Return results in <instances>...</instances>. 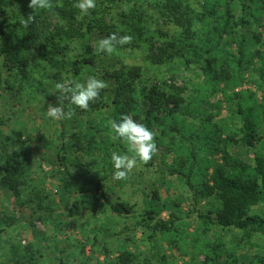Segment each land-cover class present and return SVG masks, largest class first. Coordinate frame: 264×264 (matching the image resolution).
<instances>
[{
	"label": "trees",
	"instance_id": "trees-1",
	"mask_svg": "<svg viewBox=\"0 0 264 264\" xmlns=\"http://www.w3.org/2000/svg\"><path fill=\"white\" fill-rule=\"evenodd\" d=\"M74 1L52 0L53 8L36 10L35 21L24 28L18 21L33 12L28 7L29 0H0V57L6 72L4 78L0 76V89L11 96H27L28 100L41 103L40 115L51 137L49 147L54 149V163L68 176L65 188L69 199L77 193L71 205L81 210L95 200H102L118 217L135 214L133 206L121 199L115 188L126 182L134 185L137 180L134 176L139 175L136 167L126 180H114L115 169L111 162L113 152L125 154L127 148L111 140L110 121H119L122 114H127L157 133V148L164 147L175 154L170 163L165 158L161 160L165 173L179 178L197 198L215 200V203L210 202L206 212L195 209L203 231L210 226L234 228L242 232L240 241L260 236L263 242L252 247L261 252L254 254L247 264H264V213L252 210L254 205L264 202V156L255 152L254 165H251L232 155L227 145L238 140L229 134L222 138L220 134L224 129L209 122L208 107L199 103L204 85L214 86L223 81L228 86L242 81L255 56L261 62L254 72L264 80V54L259 49L249 52L250 39L255 41L260 36L253 34L249 38L243 31L250 24L246 18L248 7L258 11L261 0H235L240 4L238 17L230 3L234 0H162V3L96 0V8L82 19L78 18L79 10L73 7ZM125 5H130L128 11H124ZM107 15L112 18L117 15V20L107 23ZM160 20L170 28L169 33L159 31ZM113 32L131 35L132 43L118 46L112 55L96 53V41ZM232 43L235 50L228 48ZM132 47L144 53L146 65L182 59L198 68L204 80L192 85V101H196V106L191 105L192 101L183 104L179 99L180 88L175 84L158 75L150 79L144 67L127 64L117 57ZM89 76L103 79L108 87L101 90L100 98L91 103L88 110L75 109L71 119L46 117L48 104L57 103L56 95L50 94L55 91L57 82L68 79L84 82ZM194 92L198 93L196 97ZM242 97V93L235 94L229 101L230 109L241 120L237 129L240 143L251 149L264 106L251 104L246 96ZM204 101L212 108L220 107L218 102ZM259 108L262 112L256 111ZM189 116L197 119L196 124L187 122ZM205 131L208 132L201 138ZM199 139L203 148L197 150L195 141ZM220 148L222 164L209 158L213 150ZM31 165L30 156L19 149L0 155V186L8 190L18 204L30 207V216L34 218L37 211L48 210V207L29 174ZM140 165L151 167L153 163ZM138 191L146 198L150 196L139 223L152 233H177L171 209L178 207V203L162 201L157 188L151 189L149 194L142 188ZM109 196L113 199L109 200ZM164 209L170 210L171 219L157 218ZM16 222L0 214V233ZM206 246L204 264H214L222 243L217 240ZM11 252L16 258L7 264H33L39 260L27 255L28 251L16 254L14 246ZM229 259L231 264L237 261L235 255L230 254ZM113 261L135 264L136 256L122 250Z\"/></svg>",
	"mask_w": 264,
	"mask_h": 264
},
{
	"label": "rangeland",
	"instance_id": "rangeland-1",
	"mask_svg": "<svg viewBox=\"0 0 264 264\" xmlns=\"http://www.w3.org/2000/svg\"><path fill=\"white\" fill-rule=\"evenodd\" d=\"M152 1L162 3V0ZM76 2L77 0L74 4ZM230 3L236 17L240 16V4L235 0ZM263 4L264 0H261L258 11L248 7L246 18L250 24L243 31L249 38L253 34L260 36L255 41L250 39L249 52L259 49L264 54ZM106 18L107 23L115 22L117 15L113 18L107 15ZM160 22L159 31L162 34L169 33L170 28ZM228 48L235 50V44H230ZM117 57L122 58L127 64L141 65L145 68V75L150 79L158 75L178 86L179 99L183 100V104L192 101V85L204 80L198 68L182 59H174L172 62L156 66L146 65L144 53L134 47ZM259 62L261 60H257L255 56L244 72V79L237 80L234 85L225 86L223 81L214 86L204 85L203 96L199 100L204 108L208 107L209 122L224 129L220 136L225 138L229 134L238 140L237 143L229 142L227 150L251 165H254L255 152L264 156V115L260 113L257 121V137L253 141V148H246L240 143V133H237L241 120L230 109L229 101L234 99L235 94L242 93V98L246 96L251 104L264 106V80L254 72ZM0 76L3 78L6 76L1 57ZM196 94L198 93H195L194 97ZM203 99L210 103L218 102L220 107L212 108ZM195 102L192 101L191 105L196 106ZM40 104L37 100H28L27 96L22 98L17 94L11 96L0 89V155L19 149L30 156L32 165L29 174L33 176V182L41 192L43 203L48 207V210L37 211L36 216L31 218L30 207L18 204L12 194L0 186V214L17 220L0 233V264H7L9 260L16 258L11 252L13 246L16 248V254L28 251L27 255L39 257L33 264H116L113 259L122 250L135 254V264H145V259L148 260L147 264H204L208 253L206 244H214L217 240L222 243V248L218 252V257L213 260L214 264H231L230 254L237 258L234 264H247L254 254L261 252L252 247V244L263 242L258 235L240 241L242 232L234 228L210 226L203 231L195 209L198 212H206L210 202L215 203V200L197 198L194 191L185 186L179 178L165 173L161 160L165 158L170 163L175 154L167 152L164 147L158 148L157 153L153 155L150 160L153 163L151 167L137 164L135 169L140 176H134L137 179L134 185L126 182L115 188L121 199L133 206L135 214L126 218L118 217L102 200H95L81 210L75 209L71 202L77 193L69 199L65 188L69 181L68 176L65 171L57 168L52 158L54 149L49 147L51 137L44 127L45 120L40 115ZM256 111L262 112L260 108ZM187 122L196 124L197 119L189 116ZM207 132H203L201 138ZM195 148L197 150L203 148L200 139L195 141ZM202 155L207 156L205 152H202ZM209 158L222 164L221 148L213 150ZM137 188H142L148 194L151 189L157 188L162 201L174 200L178 203V207L171 209L175 214L174 225L177 233L174 231L152 233L139 223L150 196L146 198L140 191L137 193L136 190H139ZM109 197V200L113 199ZM252 210L264 213V202L254 205ZM39 216L42 219L38 218ZM157 218L171 219L170 210H162ZM151 234L152 237L149 238Z\"/></svg>",
	"mask_w": 264,
	"mask_h": 264
},
{
	"label": "clouds",
	"instance_id": "clouds-1",
	"mask_svg": "<svg viewBox=\"0 0 264 264\" xmlns=\"http://www.w3.org/2000/svg\"><path fill=\"white\" fill-rule=\"evenodd\" d=\"M53 6L52 0H29L28 7L33 9V12L26 18L21 16L18 22L27 28L35 21L36 10H50ZM96 6V0H77L73 5L79 10L78 18L90 15V10L95 9ZM129 8L130 5H125L124 11H128ZM132 41L131 35H118L113 32L96 41L94 48L98 54L112 55L117 51L118 46L131 44ZM107 87V82L96 76H89L84 82L73 79L57 82L55 91L50 93L56 95L57 103L48 104L45 115L53 120L71 119L75 115V109L88 110L90 104L100 98L101 90ZM110 128L111 140L119 141L127 148L125 154L116 152L111 154V162L115 169L113 179L126 180L138 163L148 164L157 153L158 148L155 143L157 133L127 114H122L119 121H110Z\"/></svg>",
	"mask_w": 264,
	"mask_h": 264
}]
</instances>
